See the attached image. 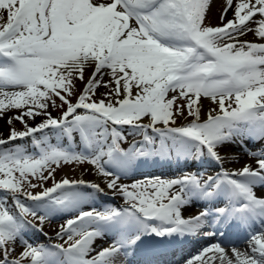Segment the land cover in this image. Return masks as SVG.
Listing matches in <instances>:
<instances>
[{"label":"snow or ice","instance_id":"obj_1","mask_svg":"<svg viewBox=\"0 0 264 264\" xmlns=\"http://www.w3.org/2000/svg\"><path fill=\"white\" fill-rule=\"evenodd\" d=\"M211 2L0 0V264H118L190 238L216 239L182 264H264V147L247 146L264 141V0H223L215 26ZM236 144L249 159L228 168L220 149ZM181 157L216 171L121 182ZM105 189L123 205L97 207ZM58 216L55 242L26 238L51 239ZM233 223L243 251L223 246Z\"/></svg>","mask_w":264,"mask_h":264},{"label":"bare ground","instance_id":"obj_2","mask_svg":"<svg viewBox=\"0 0 264 264\" xmlns=\"http://www.w3.org/2000/svg\"><path fill=\"white\" fill-rule=\"evenodd\" d=\"M222 3H223V0H212V2H211V8H210L209 11H213L214 9H216L215 8L216 6H218V7L221 8L222 7ZM213 12L216 15L215 16V19L213 20V24H218L219 23V14H220V12L219 13H216L215 11H213ZM230 16H231V11H229V13H228V18H230ZM244 39L252 40L253 37L251 35H248V36L244 37ZM100 91H103V89H101ZM208 107H209L208 103L205 102V107H204V111L205 112L207 111ZM263 143H264V141L257 142L255 147L249 148V149L257 150L259 148V146H261ZM220 151H221V154L226 157L227 161H230V162H226V164H225V166L228 167V168H239L240 166L243 165V163L246 160L249 159L244 154L245 149H243L239 144H236V145H225V146H223L220 149ZM87 167H88L87 165H84V167L78 169V171H77V177L79 176V174L83 170V168H87ZM178 175L179 174H177V176ZM85 178L86 179H90V180H95L96 179V177L90 175L89 173H85ZM122 182H124V181H122ZM200 242H202V241H200ZM211 243L212 242L207 243L205 245H208V244H211ZM246 244H247V240L240 241V242L236 243V247L243 251V250L246 249ZM205 245H203V243H202L201 246L198 247V249H196V251L192 252L187 258H189L192 255H195ZM104 246H107V244H104L101 240H97L96 241L95 247H96L97 250H99L101 247H104ZM187 258H185V259H187ZM182 260L183 259H181L180 262H178V263L176 262L175 264H182Z\"/></svg>","mask_w":264,"mask_h":264},{"label":"rangeland","instance_id":"obj_3","mask_svg":"<svg viewBox=\"0 0 264 264\" xmlns=\"http://www.w3.org/2000/svg\"><path fill=\"white\" fill-rule=\"evenodd\" d=\"M215 8L216 9H214L213 11H215L216 13H219L221 8L218 7V6H216ZM213 11H208L206 23H209V24L215 26L217 24H213V20L215 19V16L216 15H215V13ZM77 87L79 88V87H82V86L78 84ZM57 103H59V101H57ZM55 114H56V111L53 110V115H55ZM9 115H11V113H9ZM36 122H39V118L37 119ZM30 123H32V122L30 121ZM15 127L17 129H21L22 128V125L19 122H16L15 123ZM7 128H8V125L6 124L5 120L0 119V131L6 132L7 131ZM53 142H55V140H53ZM17 143H23L24 145H27L28 144L29 145V150H31L30 141L28 139H25L24 141H17ZM124 146L126 147L127 144H125ZM82 167H84V166H81V167L66 166L62 170L58 171V173H57V179H59L61 176L65 175V174H67L69 176V178H75V177H77V171H78V169H80ZM74 168H75V170H73ZM130 179H143V177H140V176H129L127 179L126 178H124V179L122 178V181L129 182ZM49 183H51V182H49ZM65 218H67V217L66 216H63L62 218H53L50 221H47L45 223V225H44V232L48 233V237H50L51 239L55 238V230L57 229V226L58 225H60V224H62L64 222ZM42 236H44V235L43 234L40 235V237H41L40 240L45 239ZM51 239H49V241H51ZM19 250H20V247L18 245L17 246V251H19Z\"/></svg>","mask_w":264,"mask_h":264}]
</instances>
